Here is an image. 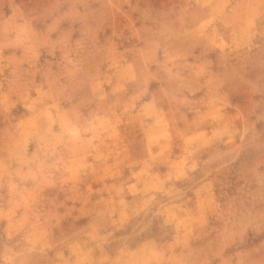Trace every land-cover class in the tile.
<instances>
[{"label": "rangeland", "instance_id": "rangeland-1", "mask_svg": "<svg viewBox=\"0 0 264 264\" xmlns=\"http://www.w3.org/2000/svg\"><path fill=\"white\" fill-rule=\"evenodd\" d=\"M0 264H264V0H0Z\"/></svg>", "mask_w": 264, "mask_h": 264}]
</instances>
